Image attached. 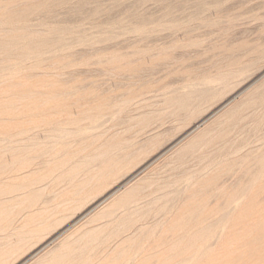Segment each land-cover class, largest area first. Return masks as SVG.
Returning a JSON list of instances; mask_svg holds the SVG:
<instances>
[{
  "label": "rangeland",
  "instance_id": "rangeland-1",
  "mask_svg": "<svg viewBox=\"0 0 264 264\" xmlns=\"http://www.w3.org/2000/svg\"><path fill=\"white\" fill-rule=\"evenodd\" d=\"M0 8V264H264V0Z\"/></svg>",
  "mask_w": 264,
  "mask_h": 264
},
{
  "label": "bare ground",
  "instance_id": "bare-ground-1",
  "mask_svg": "<svg viewBox=\"0 0 264 264\" xmlns=\"http://www.w3.org/2000/svg\"><path fill=\"white\" fill-rule=\"evenodd\" d=\"M32 1H33V0H32ZM3 4H4V3H3ZM8 4H9V3H8ZM4 5H5V4H4ZM37 5H38V4H37ZM40 5L42 6V4H40ZM40 5H39V7H41ZM2 6H3V5H2ZM34 7H36V6H34ZM7 8L10 9L9 7H7ZM7 8H6V12L8 11ZM0 9H1V8H0ZM23 9H24V8H23ZM31 9H32V8H31ZM17 10H18V9H17ZM38 10H39V9H38ZM198 10H199V9H198ZM11 13H12V12H11ZM13 13H14V12H13ZM13 13H12V14H13ZM18 13H19V12H18ZM16 14H17V13H16ZM21 15H22V14H21ZM1 16H2V15H1ZM1 16H0V17H1ZM17 16H18V15H17ZM8 18H9V17H8ZM14 18H15V17H14ZM17 18H18V17H17ZM17 18H16V19H17ZM18 19H19V18H18ZM16 23H17V22H16ZM19 28H20V27H19ZM22 28H23V27H22ZM16 29H17V28H16ZM64 29H65V28H64ZM21 30H22V29H21ZM33 30H35V29H33ZM11 31H12V30H11ZM22 31H23V30H22ZM31 31H32V29H31ZM6 32H8V31H6ZM13 32H15V31L13 30ZM32 32H33V31H32ZM34 32H35V31H34ZM8 33H9V32H8ZM10 33H11V32H10ZM28 33H29V32H28ZM28 33L26 34V35H28L27 38L30 37V36H29L30 34H28ZM18 34H19V33H18ZM23 34H24V33H23ZM33 34H34V33H33ZM33 34H32V35H33ZM35 34L37 35V33H35ZM57 34H58V33H57ZM4 35H5V34H4ZM4 35H3V36H4ZM8 35H9V34H8ZM15 35H16V34H15ZM9 36H10V35H9ZM13 36H14V35H13ZM19 36H21V34H20ZM19 36H18V37H19ZM22 36H23L24 39H25V36H24V35H22ZM41 36H42V35H41ZM62 36H63V35H62ZM0 37H1V36H0ZM5 37H6V36H5ZM5 37H4V38H5ZM63 37H64V36H63ZM34 38H35V37H34ZM36 38H37V37H36ZM44 38H45V37H44ZM52 38H54V36H53ZM52 38H51V39H52ZM55 38H56V37H55ZM8 39H9V38H8ZM11 39H12V38H11ZM19 39H20V38H19ZM28 39H29V38H28ZM30 39H31V38H30ZM38 39H39V37H38ZM45 39H46V38H45ZM58 39H59V38H58ZM13 40H14V38H13ZM31 40H32V39H31ZM31 40H29V41L31 42ZM53 40H55V39H53ZM11 41H12V40H11ZM32 41H33V40H32ZM34 41H35V40H34ZM49 41H50V39H49ZM51 41H52V40H51ZM64 41H65V40H64ZM66 41H67V40H66ZM2 42H3V41H2ZM27 42H28V41H26L25 43H27ZM36 42H37V41H36ZM0 43H1V42H0ZM3 43H4V42H3ZM10 43H13V42H10ZM28 43H29V42H28ZM39 43H40V42H39ZM41 43H42V45H44V44H48V40H44V39H43V42H41ZM51 43H52V42H51ZM30 44H31V43H30ZM34 44H36V43H34ZM36 45H37V44H36ZM48 46H49V44H48ZM48 46H47V47H48ZM24 47H25V46H24ZM27 47H28V45H27ZM33 47H34V46H32L30 49H33ZM36 47H38V46H36ZM40 47H41V46H40ZM49 47H50V46H49ZM10 48H11V47H10ZM42 48H43V47H42ZM14 49H15V48H14ZM36 49H37V48H36ZM27 51H28V50H27ZM1 52H2V51H1ZM26 53H27V52H26ZM47 54H48V53H47ZM6 56H7V54H6ZM8 56H9V55H8ZM3 59H4V58H3ZM7 60H8V58H7ZM41 60H42V59H41ZM5 61H6V60H5ZM8 62H9V61H8ZM12 62H13V61H12ZM2 63H3V62H2ZM35 65H36V64H35ZM8 66H9V65H8ZM125 66H126V65H125ZM14 67H15V66H14ZM4 68H5V67H4ZM8 69H9V68H8ZM12 72H13V71H12ZM13 73H14V72H13ZM19 73H21V72H19ZM16 75H17V74H16ZM28 75H29V74H28ZM10 76H11V75H10ZM29 76H30V75H29ZM11 77H12V76H11ZM4 78H5V77H4ZM9 78H10V77H9ZM1 79H2V78H1ZM12 79H13V78H12ZM20 80H21V79H20ZM20 80H18V81H20ZM44 80H45V79H44ZM5 82H6V81H5ZM20 82H21V81H20ZM2 83H3V81H2ZM15 83H16V82H15ZM17 83H18V82H17ZM54 83H55V82H54ZM0 84H1V83H0ZM21 84H22V83H21ZM1 85H2V84H1ZM1 85H0V86H1ZM22 86H23V84H22ZM59 89H61V88H59ZM7 92H8V91H7ZM28 92H29V91H28ZM32 92H33V91H31V93H32ZM35 92H36V91H35ZM37 92H38V90H37ZM61 92H62V91H61ZM67 92H68V91H67ZM5 93H6V92H5ZM33 93H34V92H33ZM63 93H64V91H63ZM68 93H70V92H68ZM9 94H11V93H9ZM25 94H26V93H25ZM64 94H66V92H65ZM6 95H8V93H7ZM15 95H16V94H15ZM15 95H14V96H15ZM56 95H57V93H56ZM12 96H13V94H12ZM41 96H42V95H41ZM44 96H45V95H44ZM8 97L10 98L9 95H8ZM21 97H22V96H21ZM52 97H53V96H52ZM56 97H57V96H56ZM6 98H7V97H6ZM9 98H8V99H9ZM11 98H12V97H11ZM23 98H24V97H23ZM19 99H20V98H19ZM19 99H18V100H19ZM10 100H11V99H9L8 101H10ZM25 100H26V99H25ZM172 100H173V99H172ZM174 100H175V99H174ZM8 101H7V102H8ZM21 101H22V100H19V102H21ZM33 101H34V100H33ZM33 101H32V102H33ZM182 101H183V100H182ZM184 101H185V100H184ZM2 102H3V101H2ZM14 102H15V101H14ZM19 102H16V103H19ZM23 102H25V101H23ZM28 102H29V101H28ZM32 102H31V103H32ZM42 102H45V101H42ZM4 103H6V102H4ZM11 103H12V102H11ZM180 103H181V102H180ZM20 104H22V103H20ZM33 104H34V103H33ZM35 104H36V103H35ZM177 104H179V103H177ZM181 104H183V103H181ZM0 105H1V104H0ZM9 105L12 107L13 104H12V105L9 104ZM14 105H15V104H14ZM18 105H19V104H18ZM23 105H24V104H23ZM55 105H56V104H55ZM2 106H3V105H2ZM16 106H17V105H16ZM14 107H15V106H14ZM18 107H19V106H18ZM18 107H17V108H18ZM22 107H25V106H22ZM22 107H21V108H22ZM36 107L38 108V105H37ZM36 107H35V108H36ZM17 108H16V109H17ZM5 109H6V108H5ZM7 109H8V108H7ZM26 110H27V109H26ZM3 111H4V109H3ZM3 111H2V112H3ZM8 111H10V110H8ZM37 111H38V110H37ZM13 112H14V110H13ZM29 112H30V111H29ZM9 113H10V112H9ZM44 113H45V112H44ZM7 114H8V112H7ZM13 114H15V113H13ZM40 114H41V113H40ZM42 114H43V113H42ZM231 114H232V113H231ZM3 115H4V114H3ZM15 115H16V114H15ZM18 115H19V114H18ZM45 115H46V114H45ZM33 116H34V114H33ZM51 116H52V115H51ZM12 117H14V116H12ZM35 117H36V116H35ZM42 117H44V116H42ZM2 118H3V117H2ZM7 118H8V117H7ZM9 118H11L10 115H9ZM8 120H9V119H8ZM50 120H51V119H50ZM50 120H49V121H50ZM12 121H13V120H12ZM34 121H35V120H34ZM34 121H33V122H34ZM61 121H62V120H61ZM3 122H4V121H3ZM43 122H44V121H43ZM43 122H42V123H43ZM53 122H54V121H53ZM17 123H18V121H17ZM34 123H35V122H34ZM37 123L39 124L40 122L38 121V122H36V124H37ZM8 124H9V121H8ZM8 124H7V126H8ZM14 124H15V120H14ZM15 125H17V124H15ZM43 125H45V124L43 123ZM57 125H58V124H57ZM55 126H56V125H55ZM76 127H77V126H76ZM12 128H13V127H12ZM59 128H60V126H58V130H59ZM61 128H62V126H61ZM63 129H64V128H63ZM20 130H21V129H20ZM20 130H18L17 132H19ZM33 130H34V128H33ZM69 130H70V129H69ZM69 130L67 129V132H70ZM80 130H81V129H80ZM80 130L78 129L79 132H80ZM62 131H63V130H62ZM62 131L60 130V132H62ZM72 131H73V130H72ZM72 131H71V132H72ZM78 131H76V132H78ZM57 132H58V131H57ZM63 132H64V131H63ZM65 132H66V130H65ZM81 132H83V131L81 130ZM19 133H20V132H19ZM83 133H84V132H83ZM60 134H61V133H60ZM67 134H68V133H67ZM67 134H66V135H67ZM70 134H71V133H70ZM73 134L75 135V132H73L72 135H73ZM76 134L83 135L82 133H76ZM7 135H8V134H7ZM17 135H18V134H17ZM72 135H71V136H72ZM79 135H78V136H79ZM14 136H15V135H14ZM29 136H30V135H29ZM56 136H58V134H57ZM59 136H60V137H59ZM59 136H58V137L61 138V137L63 136V134H62V135H59ZM69 136H70V135H69ZM75 136H76V135H75ZM0 137H1V136H0ZM9 137H10V136H9ZM67 137H68V135H67ZM67 137H66V138H67ZM13 138H14V137H13ZM55 138H56V137H55ZM63 138H64V136H63ZM63 138H62V139H63ZM66 138H65V139H66ZM25 139H26V138H25ZM56 139H57V138H56ZM73 139H74V138H73ZM2 140H3V139H2ZM9 140H10V139H9ZM11 140H12V139H11ZM71 140H72V139H71ZM74 140H75V139H74ZM63 142H64V141H63ZM12 143H13V142H12ZM22 144H23V143H22ZM194 144H195V143H194ZM38 145H39V144H38ZM104 145H105V144H104ZM20 148H21V147H20ZM110 148H111V147H110ZM19 150L21 151V149H19ZM111 150H112V149H111ZM17 152H18V151H17ZM106 152H107V151H106ZM106 152H105V153H106ZM108 152H110V151L108 150ZM111 152H112V151H111ZM43 153H44V152H43ZM47 153H48V152H47ZM94 155H95V154H94ZM94 155H93V156H94ZM97 155H98V154H97ZM110 155H111V153H109V156H110ZM88 157H89V156H88ZM89 159H90V158H89ZM92 159H93V158H92ZM99 162H100V161H99ZM260 163H261V162H260ZM262 165H263V164H262ZM262 165H261V166H262ZM2 167H3V166H2ZM55 168H56V167H55ZM58 169H59V168H58ZM262 172H264V171H262ZM262 172H261V174H262ZM65 174H66V173H65ZM262 175H263V174H262ZM249 176H250V175H249ZM259 176H260V175H258V177H259ZM259 178H261V176H260ZM263 178H264V177H263ZM0 180H1V179H0ZM90 180H91V179H90ZM88 181H89V180H88ZM258 181H259V180H258ZM86 184H87V183H86ZM210 184H211V183H210ZM233 185H234V184H233ZM29 186H30V185H29ZM0 189H1V188H0ZM78 191H79V190H78ZM74 192H75V191H74ZM131 192H132V191H131ZM35 193H36V192H35ZM35 193H34V194H35ZM129 193H130V192H129ZM127 196H128V195H127ZM34 197H35V196H34ZM128 197H129V196H128ZM250 197H251V196H250ZM12 198H13V197H12ZM36 198H37V197H36ZM125 198H126V197H125ZM131 198H132V197H131ZM10 199H11V198H10ZM123 200L125 201V199H123ZM128 200H129V199H128ZM7 202H8V201H7ZM15 206H16V205H15ZM5 207H6V206H5ZM10 207H11V206H9L8 208H10ZM203 208H204V207H203ZM11 210H12V209H11ZM111 210H112V209H111ZM203 210H204V209H203ZM4 211H5V210L3 209V212H4ZM1 212H2V211H1ZM1 212H0V213H1ZM3 212H2L1 214L4 215ZM5 212H6V211H5ZM195 212H196V211H195ZM8 213H9V212H8ZM109 213H111V212H109ZM1 214H0V215H1ZM7 215H8V214H7ZM195 216H196V215H195ZM191 217H192V216H191ZM191 217H190V218H191ZM45 221H46V220H45ZM183 221H184V220H183ZM206 221H207V220H206ZM1 222H2V221H1ZM6 222H7V221H6ZM222 225H223V224H222ZM201 227H202V226H201ZM169 228H170V227H169ZM192 228H193V227H192ZM199 228H200V226H199ZM221 228H222V227H221ZM204 229H205V228H204ZM200 230H201V229H200ZM194 231H195V230H194ZM90 232H91V231H90ZM92 232H93V231H92ZM151 232H152V231H151ZM191 232H192V231H191ZM204 232H205V231H204ZM87 233H88V231H87ZM195 233H196V232H195ZM200 233L203 234L202 231H201ZM83 234H86V233H83ZM90 234H91V233H89V235H90ZM95 234H96V233H95ZM78 235H79V234H78ZM188 235H189V234H188ZM192 235H193V233H192ZM196 235H197V234H196ZM91 236H92V235H91ZM91 236H90V237H91ZM197 236H198V235H197ZM206 236H207V235H206ZM83 237H84V235H83ZM204 237H205V236H204ZM193 238H194V237H193ZM196 238H197V237H196ZM199 238H200V237H199ZM133 239H134V238H133ZM190 239H192V238L190 237ZM190 239L188 238V240H190ZM206 239H207V238H206ZM188 240H187V241H188ZM193 240H194V239H193ZM203 240H204V239H203ZM67 241H68V240H67ZM70 241H71V240H70ZM182 241H183V240H182ZM194 241H195V240H194ZM196 241H197V240H196ZM71 242H72V241H71ZM73 242H75V240H74ZM73 242H72V244H74ZM133 243H134V242H133ZM133 243H132V244H133ZM69 244H70V243H69ZM69 244H68V246L71 245V244H70V245H69ZM87 245H88V244H87ZM63 246H64V245H63ZM68 246H67V247H68ZM196 247H197V246H196ZM68 249H69V247H68ZM197 249H198V248H197ZM65 250H66V249H65ZM69 250L71 251V249H69ZM63 251H64V250H63ZM67 251H68V250H67ZM58 254H59V253H58ZM62 255H63V254H62ZM189 255H190V254H189ZM207 255H208V254H207ZM58 256H61V255H58ZM134 256H136V255L134 254ZM134 256H132V257H134ZM203 256H204V255H203ZM167 257H168V256H167ZM58 258H59V257H58ZM58 258H57V259H58ZM121 258H122V257H121ZM165 258H166V257H165ZM188 258H189V257H188ZM127 259H128V258H127ZM61 260H62V257H61ZM118 260H119V259H118ZM132 260H133V259H132ZM51 261H52V260H51ZM121 261H122V259H121ZM121 261H120V262H121ZM141 261H142V260H141ZM145 261H146V260H145ZM86 262H87V260H86ZM123 262H125V261H123ZM136 262H137V261H136ZM98 264H99V263H98ZM118 264H121V263H118ZM122 264H123V263H122ZM129 264H130V263H129ZM139 264H140V263H139Z\"/></svg>",
  "mask_w": 264,
  "mask_h": 264
}]
</instances>
